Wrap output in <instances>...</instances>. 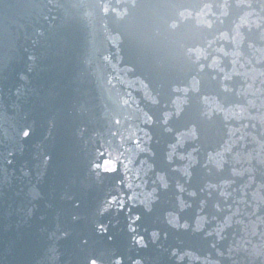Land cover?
I'll return each mask as SVG.
<instances>
[{"label": "water", "instance_id": "1", "mask_svg": "<svg viewBox=\"0 0 264 264\" xmlns=\"http://www.w3.org/2000/svg\"><path fill=\"white\" fill-rule=\"evenodd\" d=\"M0 264H264V0H0Z\"/></svg>", "mask_w": 264, "mask_h": 264}]
</instances>
